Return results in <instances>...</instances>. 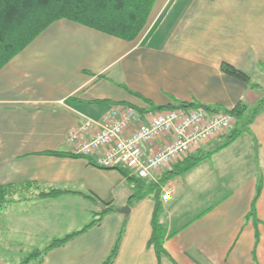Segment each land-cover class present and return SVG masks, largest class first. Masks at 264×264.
Here are the masks:
<instances>
[{"label": "crops", "instance_id": "1", "mask_svg": "<svg viewBox=\"0 0 264 264\" xmlns=\"http://www.w3.org/2000/svg\"><path fill=\"white\" fill-rule=\"evenodd\" d=\"M6 26L0 20V28ZM0 41H8L5 32ZM222 63L259 87L225 75ZM263 97L264 0H156L133 41L54 22L0 68V187L10 188L0 208V264H20L109 207L115 210L99 224L25 264H101L124 222L111 264H264V110L227 146L213 151L228 132L189 153L186 158L205 156L186 172L160 181L183 158L145 179L160 188L165 255L159 259L148 245L153 195L128 205L130 182L117 170L89 163L104 148L72 157L76 143L68 140L70 130L99 121L116 105L139 113L177 102L251 108ZM169 140L161 135L146 153ZM52 189L68 193L34 197ZM126 206L127 215L117 212Z\"/></svg>", "mask_w": 264, "mask_h": 264}, {"label": "trees", "instance_id": "2", "mask_svg": "<svg viewBox=\"0 0 264 264\" xmlns=\"http://www.w3.org/2000/svg\"><path fill=\"white\" fill-rule=\"evenodd\" d=\"M156 0H0V20H6L7 26L0 28V34L5 32L6 42L0 41V68L16 53L24 49L32 42L44 29L59 20H67L83 26L100 31L107 35L125 40L133 41L146 25L150 11ZM2 40V39H1ZM220 70L225 75L234 78L240 82L250 85L252 88L259 86L252 83L250 77L241 70L230 64L222 63ZM203 106L194 102H177L167 107V109H197ZM154 109L163 110L164 107ZM206 110L222 111L230 114L234 118V125L227 133L226 141L217 146L213 151L227 146L232 140L246 131L256 116L264 110V97L260 99L253 107L247 108L239 102L230 109L222 107L206 106ZM54 155H61L52 153ZM77 157L79 155H71ZM205 155L194 158H186L180 164H177L171 171L164 173L160 179L162 183L170 178L178 176L190 168ZM93 166L95 163L89 162ZM119 171L128 180L132 186V195L128 199V205L132 206L139 200H142L149 194L155 198V207L152 217V235L148 245L152 246L157 258L165 255L163 249L164 230L159 223L160 204L158 199L159 184L146 182L143 179L130 176L127 170L116 167L109 168ZM256 194L254 196L250 216H254V206L260 192V182H258ZM9 187H0V208L6 202ZM68 193L67 191L52 189L48 192L36 194L37 199L55 198L59 195ZM86 199L93 200L90 195H83ZM112 207L105 208L82 230L69 234L61 239L51 241L42 251H34L26 255L20 264L28 263L32 260H41L43 254L54 247L60 246L67 240L81 234L87 228L99 224L103 215L113 212ZM125 231V222L121 225L115 243L101 264H111L115 259L120 243ZM257 238V236H256Z\"/></svg>", "mask_w": 264, "mask_h": 264}, {"label": "built area", "instance_id": "3", "mask_svg": "<svg viewBox=\"0 0 264 264\" xmlns=\"http://www.w3.org/2000/svg\"><path fill=\"white\" fill-rule=\"evenodd\" d=\"M233 125L230 114L205 108L139 113L132 106L116 105L99 121L85 120L70 130L68 140L76 143V155L87 156L104 148L95 163L97 167H119L130 176L145 180L151 171L186 158L211 138L227 133ZM90 130L96 131L95 135L84 140ZM163 134H169L171 140L155 152L146 153L153 140ZM162 193L163 200L170 198L168 191Z\"/></svg>", "mask_w": 264, "mask_h": 264}, {"label": "water", "instance_id": "4", "mask_svg": "<svg viewBox=\"0 0 264 264\" xmlns=\"http://www.w3.org/2000/svg\"><path fill=\"white\" fill-rule=\"evenodd\" d=\"M205 108V106H203ZM98 206L100 207H104V205L102 203H97ZM129 207L126 206V207H123V208H120V209H117V212L123 214V215H127L128 212H129Z\"/></svg>", "mask_w": 264, "mask_h": 264}]
</instances>
